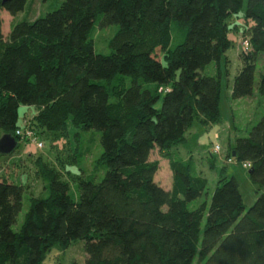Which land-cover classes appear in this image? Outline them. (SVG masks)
I'll use <instances>...</instances> for the list:
<instances>
[{"label":"trees","instance_id":"16d2710c","mask_svg":"<svg viewBox=\"0 0 264 264\" xmlns=\"http://www.w3.org/2000/svg\"><path fill=\"white\" fill-rule=\"evenodd\" d=\"M28 1L0 0V137L27 141L16 133L28 126L18 124L19 108L34 106L37 138L38 128L65 132L70 118L99 133L101 152L77 179V194L43 166L46 195L30 197L17 230L25 187L0 178V264H42L53 246L78 239L86 264H264V192L246 208L224 165L208 200L193 157L173 151L195 120H219L220 64L239 27L234 18L243 25L242 66L231 98L252 94L259 56L264 96V0H63L4 33L1 12L15 17ZM96 20L118 26L109 54L94 50ZM211 62L216 74H202ZM154 148L166 153L169 189L155 180ZM226 158L248 162L250 181L264 188V114Z\"/></svg>","mask_w":264,"mask_h":264},{"label":"rangeland","instance_id":"374dc122","mask_svg":"<svg viewBox=\"0 0 264 264\" xmlns=\"http://www.w3.org/2000/svg\"><path fill=\"white\" fill-rule=\"evenodd\" d=\"M63 0H29L23 11L16 14L15 17L1 12L4 33L9 31L11 23L14 20H33L56 9ZM239 23V27H234L231 35L234 43L225 52L221 60L220 68L222 72L221 91L219 98V120L202 124L200 120H195L186 133V142L173 148V151L183 157H193L196 162L198 172L208 180L207 191L208 200L215 188L219 169L226 166L227 174L233 175L239 182V188L243 202L248 208L255 200L258 194L264 192V188L258 190L248 177V168L242 167L237 161H227L226 155L229 146L234 145L235 139L241 135L247 134V130L254 125L264 114V96H261L257 90V81L259 71L263 65V56L257 60L255 73V82L252 94L238 99L231 98V85L235 75L242 66L240 58V42L238 38L242 37L240 17L234 18ZM240 19V20H239ZM235 24L232 23V26ZM117 25L100 26L96 20L90 33V38L96 53L109 54V41L116 33ZM204 75H215L217 66L215 62L207 64L202 70ZM153 83H145V87H152ZM36 109L34 106L19 108L20 126L31 124L34 121ZM34 131V130H33ZM38 135L39 142L32 140L21 141L20 145L7 155L0 154V178L6 177L25 187L23 196L22 210L17 217V222L13 229L17 230L29 207L31 196L46 195L43 180L42 167L52 169L62 179L68 181L73 192L77 194L76 183L81 176H88L93 168V163L101 152L99 145V133L95 130H83L76 127L69 118L66 122L65 132L53 133L47 130ZM1 135V134H0ZM219 144L218 153H213V147ZM211 156L213 158H211ZM150 159L157 161L159 168L155 175V180L162 186H171V171L168 159L164 151L154 148L150 154ZM43 160V161H42ZM213 160V165L211 163ZM96 173V172H95ZM96 179L99 173H96ZM202 196L197 202L205 199ZM193 203V204H194ZM192 204V205H193ZM86 253L84 250V240H75L66 248L57 245L53 246L46 254L42 264H86Z\"/></svg>","mask_w":264,"mask_h":264},{"label":"built area","instance_id":"2783aa9c","mask_svg":"<svg viewBox=\"0 0 264 264\" xmlns=\"http://www.w3.org/2000/svg\"><path fill=\"white\" fill-rule=\"evenodd\" d=\"M242 43H243V45H244L245 47H246V45H248V43H247L246 40L243 41ZM16 133H17L18 135H20L23 139H27V140L29 139V140H32V142H35V141H36V142H38V143H37L38 146H42V143L39 142V141H37V137L35 136L34 131H33L32 129H30L29 126H26L25 129H24L23 131H20V130L16 131ZM219 150H220V146H219V144H215L214 147H213L212 152H213V153H218ZM227 161H229V162H234V160L231 159V158H227ZM241 165H242V167H244V168H248V167H249V163H248V162H241Z\"/></svg>","mask_w":264,"mask_h":264},{"label":"water","instance_id":"95a60500","mask_svg":"<svg viewBox=\"0 0 264 264\" xmlns=\"http://www.w3.org/2000/svg\"><path fill=\"white\" fill-rule=\"evenodd\" d=\"M4 2L7 0H3ZM17 146V142L14 137L5 134L0 137V154H10ZM234 155V152H233Z\"/></svg>","mask_w":264,"mask_h":264},{"label":"crops","instance_id":"0c3cea01","mask_svg":"<svg viewBox=\"0 0 264 264\" xmlns=\"http://www.w3.org/2000/svg\"><path fill=\"white\" fill-rule=\"evenodd\" d=\"M160 184V183H159ZM161 186H162V184H160ZM171 187V186H170ZM170 187H168V186H164V188H166V189H169Z\"/></svg>","mask_w":264,"mask_h":264}]
</instances>
